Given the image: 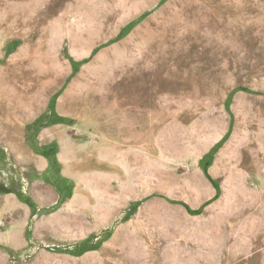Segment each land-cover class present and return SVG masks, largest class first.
<instances>
[{
  "label": "rangeland",
  "instance_id": "1",
  "mask_svg": "<svg viewBox=\"0 0 264 264\" xmlns=\"http://www.w3.org/2000/svg\"><path fill=\"white\" fill-rule=\"evenodd\" d=\"M171 1L0 0V110L62 190L16 212L0 150V264H264V0L134 48Z\"/></svg>",
  "mask_w": 264,
  "mask_h": 264
},
{
  "label": "crops",
  "instance_id": "2",
  "mask_svg": "<svg viewBox=\"0 0 264 264\" xmlns=\"http://www.w3.org/2000/svg\"><path fill=\"white\" fill-rule=\"evenodd\" d=\"M20 131L19 122L16 121V108L13 110L1 109L0 148L5 154H8V157H12L15 167L18 160L23 173L13 192L16 196V212L22 208L21 202H26L28 199L29 213L31 214L37 205L42 207L53 203L54 190L59 196L62 194V190H59L51 181L53 170L50 156L47 153L34 151L28 141L24 142L26 144L21 142ZM25 145H28V148ZM29 148L30 152L27 151ZM56 161L59 162L57 155ZM60 176L64 177L61 171Z\"/></svg>",
  "mask_w": 264,
  "mask_h": 264
},
{
  "label": "bare ground",
  "instance_id": "3",
  "mask_svg": "<svg viewBox=\"0 0 264 264\" xmlns=\"http://www.w3.org/2000/svg\"><path fill=\"white\" fill-rule=\"evenodd\" d=\"M156 1L157 0H153V2H156ZM194 1L193 0H172L171 1L172 4L169 3V4L165 5L164 7H162L158 11V13L156 14L153 22H150V23L144 25L139 30H135V32L132 35L135 38L134 48H137L138 50L139 49H149L150 50V49H153L157 45L162 44V43H164L163 45L169 44V41L174 40V39H170V38H175V39L180 41V39H182V37H184V38H185V36L188 37L191 33L190 26L197 25L199 23V19H200V14L198 11L199 8L196 5H194V3L198 4V2H194ZM200 10L202 11V9H200ZM202 13H203V11H202ZM199 25H200V23H199ZM197 27H195L196 28L195 30H197ZM193 28H194V26H193ZM186 30H187V32H185ZM192 32H194V31H192ZM194 33H196V32H194ZM196 35H197V33H196ZM111 37L112 36H107V37L101 38V39L97 40L96 42L92 43V46L95 44L97 45L101 42H104ZM190 39L193 40V37ZM196 40H197V38H196ZM126 43H127V41L124 40L121 43L114 45L112 48H110L108 50L106 49L105 51L101 52L98 55L97 59L108 58V57H110V55L112 53H114L116 56H119L118 55L119 47L124 46ZM180 43H182V42H180ZM120 57L122 58V56H120ZM105 62H107V61H105ZM92 67H94V66L92 65Z\"/></svg>",
  "mask_w": 264,
  "mask_h": 264
},
{
  "label": "trees",
  "instance_id": "4",
  "mask_svg": "<svg viewBox=\"0 0 264 264\" xmlns=\"http://www.w3.org/2000/svg\"><path fill=\"white\" fill-rule=\"evenodd\" d=\"M216 147H217V145H215L205 157H206V158L209 157V156L213 153V151H214V149H215ZM0 150L3 151L1 148H0ZM205 157H204V158H205ZM203 161H204V160H203ZM208 164H209V162H205V164H204V166H203L204 169H206V167H207ZM0 191H2V192H8V190H6L5 187H4L3 185L1 186ZM9 191H11V190H9ZM79 247H81V246H76L75 248L77 249V248H79ZM82 251H84V249H83Z\"/></svg>",
  "mask_w": 264,
  "mask_h": 264
}]
</instances>
